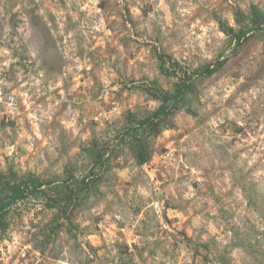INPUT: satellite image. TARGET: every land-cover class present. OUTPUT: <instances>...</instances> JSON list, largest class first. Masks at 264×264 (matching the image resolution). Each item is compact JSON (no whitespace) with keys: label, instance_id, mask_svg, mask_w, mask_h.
Listing matches in <instances>:
<instances>
[{"label":"clouds","instance_id":"obj_1","mask_svg":"<svg viewBox=\"0 0 264 264\" xmlns=\"http://www.w3.org/2000/svg\"><path fill=\"white\" fill-rule=\"evenodd\" d=\"M0 264H264V0H0Z\"/></svg>","mask_w":264,"mask_h":264}]
</instances>
